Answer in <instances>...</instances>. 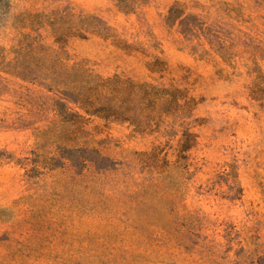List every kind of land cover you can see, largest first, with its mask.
I'll return each instance as SVG.
<instances>
[{
    "label": "rangeland",
    "instance_id": "obj_1",
    "mask_svg": "<svg viewBox=\"0 0 264 264\" xmlns=\"http://www.w3.org/2000/svg\"><path fill=\"white\" fill-rule=\"evenodd\" d=\"M0 264H264V0H0Z\"/></svg>",
    "mask_w": 264,
    "mask_h": 264
}]
</instances>
